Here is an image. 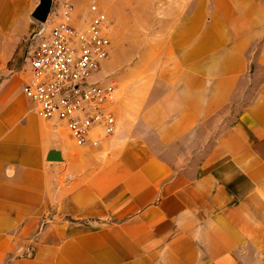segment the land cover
<instances>
[{"label": "crops", "instance_id": "0c3cea01", "mask_svg": "<svg viewBox=\"0 0 264 264\" xmlns=\"http://www.w3.org/2000/svg\"><path fill=\"white\" fill-rule=\"evenodd\" d=\"M27 1L0 0V264H264V0L173 6L83 145L8 67Z\"/></svg>", "mask_w": 264, "mask_h": 264}, {"label": "built area", "instance_id": "2783aa9c", "mask_svg": "<svg viewBox=\"0 0 264 264\" xmlns=\"http://www.w3.org/2000/svg\"><path fill=\"white\" fill-rule=\"evenodd\" d=\"M52 14L25 39L27 78L21 90L40 118L63 122L74 143L83 145L93 128L103 135L115 130L108 106L114 82L101 73L111 51L110 24L102 11L75 23L68 0Z\"/></svg>", "mask_w": 264, "mask_h": 264}, {"label": "rangeland", "instance_id": "374dc122", "mask_svg": "<svg viewBox=\"0 0 264 264\" xmlns=\"http://www.w3.org/2000/svg\"><path fill=\"white\" fill-rule=\"evenodd\" d=\"M38 0H28L27 10L31 9ZM61 0H53L52 10H57ZM73 8L74 22L81 25L92 14L102 11L109 21V36L111 51L107 61L101 68V73H113L112 64L118 62L122 69L135 64L139 59L150 60L151 45L163 37L165 29L156 28L155 21L171 18L168 11L178 2L185 1V7L190 0H68ZM31 17V16H30ZM54 14L50 15V19ZM38 21L31 17L30 27L36 26ZM49 23V22H48ZM19 45L16 55L10 61L9 69L26 75V48L25 39ZM148 52V53H146ZM146 53V54H145Z\"/></svg>", "mask_w": 264, "mask_h": 264}, {"label": "water", "instance_id": "95a60500", "mask_svg": "<svg viewBox=\"0 0 264 264\" xmlns=\"http://www.w3.org/2000/svg\"><path fill=\"white\" fill-rule=\"evenodd\" d=\"M53 0H38L30 15L40 23H44L51 10Z\"/></svg>", "mask_w": 264, "mask_h": 264}]
</instances>
